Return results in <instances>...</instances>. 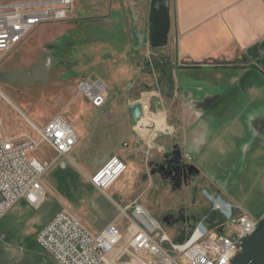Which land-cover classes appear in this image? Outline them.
Wrapping results in <instances>:
<instances>
[{
  "label": "crops",
  "instance_id": "obj_1",
  "mask_svg": "<svg viewBox=\"0 0 264 264\" xmlns=\"http://www.w3.org/2000/svg\"><path fill=\"white\" fill-rule=\"evenodd\" d=\"M50 1L55 0H0V4ZM71 3L67 20L44 24L34 31L48 25L63 31L103 29L108 37L105 43L111 48L110 53L119 57V62L112 64L116 61L114 57L104 58L97 53L90 61L96 81L108 91L104 105L107 101L108 104L102 113L112 112V120L104 117L112 122L116 118L114 110L124 108L120 132L133 135L112 143L108 135L103 142L110 149L93 166L90 177L112 156L122 159L126 170L136 169L132 156L124 149L131 148L136 158L138 139L126 114L138 103L143 106L144 117L136 127L152 121L144 104L156 115L154 122L159 126L168 125L172 131L176 126L182 127L178 148L188 163V159L203 162L213 152L226 155L234 151L236 142L251 141L247 152L253 156L264 154V130H254L264 122V0H162L161 4L157 0H71ZM159 9L167 11L166 19H159ZM160 27L168 30L162 44L152 37L153 29ZM72 81L65 83L64 88L76 92ZM77 100L89 110L95 107L79 94L65 105L64 119L77 138L72 151L84 158L88 147H93L95 136L88 131L85 111L75 107ZM233 110L237 112L232 113ZM245 130L250 134L248 139ZM115 142L118 147H114ZM256 144L259 148L253 150ZM43 204L35 208L19 200L0 217V264H58L39 245L37 236L65 207L54 201L43 209ZM262 215L264 212L259 217ZM111 224L123 228L128 225L110 222L101 230L96 227L86 230L98 234Z\"/></svg>",
  "mask_w": 264,
  "mask_h": 264
},
{
  "label": "rangeland",
  "instance_id": "obj_2",
  "mask_svg": "<svg viewBox=\"0 0 264 264\" xmlns=\"http://www.w3.org/2000/svg\"><path fill=\"white\" fill-rule=\"evenodd\" d=\"M99 24L103 28V23L99 22ZM107 40L108 37L103 33V29L96 28L63 31L60 27L54 28L48 25L46 29L33 31L0 62V73H11L16 69L29 73L46 56L60 61L52 67L49 72V80L45 83L36 82L33 85L19 82L10 83L0 77V90L4 91L10 100L22 110L26 118L28 117L27 119L38 128H42L54 117L64 118L66 102L78 94L74 90L65 89V83L73 79L76 88V84L80 81L89 78L90 81H96L94 67L90 62L96 53L104 58L114 57L116 61H112V64L119 62V57L110 53L111 48L105 43ZM85 66L87 68L82 70L81 67ZM77 70L82 73L78 74ZM51 89L52 91H50ZM106 89L105 100L108 98ZM25 102L28 103L29 109H32L33 105L40 108L38 118L35 119L26 112L22 107ZM107 104L108 101L102 109L93 108L90 110L81 100L75 101L74 105L87 114L89 132H94L99 119H102L107 126L113 123L118 134L115 137H110L109 142L112 143L115 139L126 135L130 136V134L124 135L125 133L121 134L120 132L121 114L125 109H115L116 118L112 122H108L106 120L113 119L112 112L102 113ZM144 107L148 119L152 121L141 128L133 127L138 139L136 158L134 159L135 153L130 150L131 148L124 149L130 153L132 156L130 159L136 163L137 167L135 170L133 168L131 171L128 169V172H124L125 174L106 191L108 197L95 191L88 181L93 166L98 164L110 149L108 143L101 149L89 147L84 158L73 150L67 157L52 162V159L55 158L54 152L49 146L39 144V137L32 124L11 106L10 108L4 107L1 101L0 131L5 138L15 142L24 141L27 136L36 143L37 147L29 150L27 157L36 159L47 167V171L42 176V184L47 190L43 209L50 207L54 201L60 202L65 208L78 215L85 229H87L86 227L90 229L96 227L101 230L102 226L110 222L128 224V220L121 216L116 205L123 207L126 204H134L140 206L149 216L160 223L166 217H169V220H174V225L168 226L166 229L167 234L172 236L174 231L182 226L184 219L188 218L192 223H197L202 213L211 208L212 203L206 198L205 193L214 197L220 196L234 208L235 213L252 219H257L264 212V154L253 156L251 152H247L251 141L246 142L247 144L236 142L234 151H229L226 155L213 152L203 162L188 159L189 163H192L191 165H195L197 175L201 172L204 173V176L199 174L198 178L179 191L170 189L157 176L152 175L151 165L159 161L162 154L170 149L172 144L179 147L182 127L176 126L172 131L167 125L161 131L158 128L159 125L154 122L156 115L152 114L153 111L148 109L147 104H144ZM235 112L237 111H232V113ZM126 119L130 125L129 109ZM72 125L77 126L75 123ZM245 136L246 139L250 136L247 130H245ZM114 147H118L116 142ZM258 148V144H256L253 150Z\"/></svg>",
  "mask_w": 264,
  "mask_h": 264
},
{
  "label": "built area",
  "instance_id": "obj_3",
  "mask_svg": "<svg viewBox=\"0 0 264 264\" xmlns=\"http://www.w3.org/2000/svg\"><path fill=\"white\" fill-rule=\"evenodd\" d=\"M71 6V0L0 4V62L39 26L67 20ZM76 92L95 108L105 103V87L99 81H80ZM32 126L39 144L54 152L52 162L67 157L77 142L72 127L60 116L42 128ZM36 147L27 136L15 142L0 131V217L19 200L35 208L46 201L42 176L47 167L27 157ZM125 170V162L112 156L88 181L107 195ZM205 196L211 208L197 223L184 219L172 236L166 229L174 220L160 223L140 206L126 204L116 205L128 220L126 228L111 224L98 234H90L77 215L63 208L39 232L37 241L58 264H231L263 215L249 219L235 213L220 196Z\"/></svg>",
  "mask_w": 264,
  "mask_h": 264
},
{
  "label": "water",
  "instance_id": "obj_4",
  "mask_svg": "<svg viewBox=\"0 0 264 264\" xmlns=\"http://www.w3.org/2000/svg\"><path fill=\"white\" fill-rule=\"evenodd\" d=\"M157 1L160 4L162 3V0ZM157 16H159L160 20L163 18L166 19L167 11L159 9ZM167 31V28H155L152 31V37L162 44ZM59 61V59L46 56L29 73H24L21 69H16L11 73L1 72L0 77L10 83L19 82L26 85H33L36 82L45 83L49 79V72L52 67ZM129 113L131 123L135 126L144 117L143 106L139 103L135 104L129 109ZM193 169L198 173L194 167ZM168 220L169 217H166L163 222H167ZM231 264H264V215L260 219L255 232L245 241L241 251L232 260Z\"/></svg>",
  "mask_w": 264,
  "mask_h": 264
},
{
  "label": "flooded vegetation",
  "instance_id": "obj_5",
  "mask_svg": "<svg viewBox=\"0 0 264 264\" xmlns=\"http://www.w3.org/2000/svg\"><path fill=\"white\" fill-rule=\"evenodd\" d=\"M254 130H264V122L257 124ZM193 167L184 159L178 146L172 144L160 160L151 165V174L157 176L170 189L179 191L199 177Z\"/></svg>",
  "mask_w": 264,
  "mask_h": 264
},
{
  "label": "bare ground",
  "instance_id": "obj_6",
  "mask_svg": "<svg viewBox=\"0 0 264 264\" xmlns=\"http://www.w3.org/2000/svg\"><path fill=\"white\" fill-rule=\"evenodd\" d=\"M55 89V88H52ZM52 89L50 91H52ZM35 92V91H34ZM13 97V95H12ZM32 97V96H31ZM14 99V98H13ZM36 99V98H35ZM0 101L3 104L4 107L8 106L10 108V106L12 108H14L17 112H19L22 116L26 117L25 114L22 112V110L16 106L9 98V96L7 94L4 93V91L0 90ZM29 101V100H28ZM38 101V100H37ZM26 112L32 116L33 118H38V113L40 112V108L37 105H33L32 109L28 108V103L25 102L22 106ZM28 118V117H27ZM28 120V119H27ZM100 120V119H99ZM102 120V119H101ZM1 124V121H0ZM94 125V124H93ZM119 125V124H118ZM110 127H108L104 121H99L96 128L94 129V136H95V141H94V145H93V149H98L100 148V146L103 145V143L106 144V142H103L104 140L107 139V136L110 135L111 137H115L117 136V132L114 129V124L111 123V125H109ZM120 126V125H119ZM165 126H159L158 128L163 131ZM135 128H137L135 126ZM93 130V129H92ZM90 131V130H89ZM109 139V138H108ZM111 140V139H110ZM114 140V139H113ZM107 141V140H106ZM103 142V143H102ZM111 143V142H110ZM91 146V145H90ZM103 147V146H102ZM89 148V147H88ZM91 149V148H90ZM101 149V148H100ZM93 151V150H90ZM89 152V151H88ZM95 152V151H94ZM93 152V153H94ZM98 152V151H96ZM90 154V153H89ZM92 155V154H91ZM95 155V154H93ZM127 168V166H126ZM47 171V170H46ZM126 172H128V170H125ZM61 174V173H60ZM125 174V173H124ZM124 177V176H123ZM60 178V176H59ZM63 180V178H62ZM59 197V196H58Z\"/></svg>",
  "mask_w": 264,
  "mask_h": 264
}]
</instances>
